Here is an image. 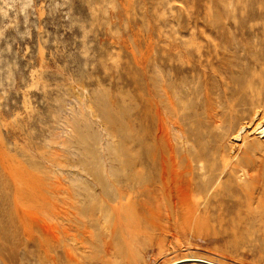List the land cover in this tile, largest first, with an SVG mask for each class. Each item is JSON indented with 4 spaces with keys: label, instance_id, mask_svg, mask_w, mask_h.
Masks as SVG:
<instances>
[{
    "label": "rangeland",
    "instance_id": "rangeland-1",
    "mask_svg": "<svg viewBox=\"0 0 264 264\" xmlns=\"http://www.w3.org/2000/svg\"><path fill=\"white\" fill-rule=\"evenodd\" d=\"M263 114L264 0H0V264H264Z\"/></svg>",
    "mask_w": 264,
    "mask_h": 264
},
{
    "label": "bare ground",
    "instance_id": "bare-ground-1",
    "mask_svg": "<svg viewBox=\"0 0 264 264\" xmlns=\"http://www.w3.org/2000/svg\"><path fill=\"white\" fill-rule=\"evenodd\" d=\"M245 128L247 129L249 127L245 126L244 130H245ZM163 174H164V176L162 177V187L168 191H169L168 185L169 184L172 185L173 183H175V181L178 180L176 177V174H179L178 178H179V176L181 177L180 173H177L175 170H167V168L163 169ZM174 177H176V180ZM160 194H161V196H163L161 190H160ZM188 196H189V193H186V197H188ZM163 198L164 197H162V199ZM66 201L67 200H65V202H63L59 207V224H58V227L56 226L55 228H53V227H45L44 228L43 254H44V259H45L46 264H65L63 262L64 259H66V261H68L69 263H78V256L83 255L80 252L86 253V249L90 248L88 246V243H89V241H91L90 237L93 234V233L91 234V232H93V231L85 230L87 228L90 229V227H85V229L78 228V225H76V220H77L76 215H78V213L76 214V212H77L76 209H78V208H76L75 202H72L71 200L69 201V199H68L69 203H67L68 201L67 202ZM116 211L118 212V210H116ZM82 228H83V226H82ZM88 232L91 235H89ZM88 236H90V237H88ZM51 242H53L52 247H54V244H55L56 250L55 249L54 250L56 252L52 253ZM89 245H91V243H89ZM59 250H61L62 254H60ZM88 250H90V249H88ZM82 259H83V257H82ZM189 260H199V261L207 262L209 264H219V263H216L213 261H209V260H206L203 258L200 259V258H196V257L189 259Z\"/></svg>",
    "mask_w": 264,
    "mask_h": 264
}]
</instances>
